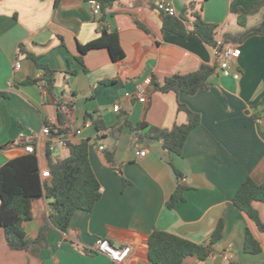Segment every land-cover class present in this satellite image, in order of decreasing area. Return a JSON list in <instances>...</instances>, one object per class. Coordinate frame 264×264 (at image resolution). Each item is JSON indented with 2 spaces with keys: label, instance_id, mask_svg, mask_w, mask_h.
I'll return each mask as SVG.
<instances>
[{
  "label": "crops",
  "instance_id": "0c3cea01",
  "mask_svg": "<svg viewBox=\"0 0 264 264\" xmlns=\"http://www.w3.org/2000/svg\"><path fill=\"white\" fill-rule=\"evenodd\" d=\"M160 2L172 5L177 16L193 4L204 22L216 26V41L243 30L237 24V10L249 12L264 4V0H114L95 17L87 0H0V93L6 94L0 97V146L13 143L0 150V167L25 155L23 143L32 142L42 173L49 170L48 142L55 162L68 156L65 143L89 140L88 159L101 193L91 212H74L65 231L49 224V201L39 199L33 218L23 222L22 229L35 238L46 223V245L37 257L10 250L0 229V264H112L92 252L100 238L114 246L130 245L125 264H152L148 238L153 231L204 244L219 221L222 236L211 256L205 262L187 258L184 264L264 263V234L233 204L247 177L257 184L264 181V120L255 117V107L264 97V35L248 34L236 45L240 56L234 68L240 77L234 80L218 71L214 49L190 32L194 21L190 12L184 36L162 30L166 15L156 9ZM263 14L261 7L249 16L246 29L257 26ZM102 27L117 35L122 59L112 60L105 48L79 52V46L100 36ZM20 48L54 73L51 95L39 85L43 69ZM202 64L215 66L206 89L187 95L155 92L149 85L145 100L136 97L137 86L145 80L188 75ZM57 104L66 115L68 133L50 138L42 128L45 123L58 126ZM179 104L200 116L180 155L168 154L152 138L132 141L125 121L170 130L187 122ZM96 120L106 129L97 130ZM111 127H120L115 137L109 133ZM140 150L146 155H136ZM107 152L112 163L106 160ZM178 184L185 188L183 201L168 208ZM253 207L264 223V203L254 202ZM247 230L262 247L258 255L243 252Z\"/></svg>",
  "mask_w": 264,
  "mask_h": 264
},
{
  "label": "trees",
  "instance_id": "16d2710c",
  "mask_svg": "<svg viewBox=\"0 0 264 264\" xmlns=\"http://www.w3.org/2000/svg\"><path fill=\"white\" fill-rule=\"evenodd\" d=\"M97 1L101 4L103 11L114 0ZM261 7L264 8V4ZM261 7H254L249 12L237 10V24L243 30L236 34H224L221 39V47L237 45L248 34L264 35V14L257 26L246 29L248 17ZM189 12L194 16L190 32L197 35L204 44L214 48L216 46V26L204 22L199 14L194 12L193 4H189L177 17L164 16L162 30L174 37L184 36L188 32L185 23L187 22L186 15ZM97 48L107 49L114 61L123 58V51L120 48L117 35L108 33L103 27L97 39L84 46H79V52L84 54ZM20 52L30 58L38 68L43 69L44 74L41 80L45 83L44 89L51 95L55 82L54 73L40 65L32 54L23 51L22 48H20ZM214 72L215 66L202 64L193 73L167 77L162 82L151 77L150 86L155 92L194 95L199 90L207 88V79ZM4 96H6L5 93H0V97ZM65 107L71 109L72 104H67ZM57 108L58 126L44 124L50 128V138L64 137L68 133V129L64 127L66 123L64 110L60 104H57ZM255 109L257 110L256 119L264 120V97ZM178 110L186 114L187 122L184 125H174L170 130L152 127L145 122L132 126L128 121H125V124L130 128L132 141L140 143L145 138H152L160 142L168 154L180 155L187 136L200 124V116L182 104L178 105ZM85 118L89 119L91 115L86 114ZM94 126L97 130L106 129L103 122L99 120L94 121ZM119 131L120 127L109 129V133L113 137ZM65 144L68 148V156L55 162L50 159V143L48 142L46 145L45 153L48 158L50 175L48 179L44 180L41 177L35 150L34 153H26L21 157L9 160L0 167V229L4 232V238L10 250L26 251L37 257L40 250L46 245L48 229L46 223L39 228L35 238H29L22 229V223L33 218V207L39 199L44 198L49 201V224L59 231L68 229L75 211L91 212L99 200L100 185L88 159L89 140H83L78 144ZM12 145V142H7L0 146V150ZM28 146L34 148V143H23V148ZM106 160L108 163H112V156L109 152L106 153ZM176 177L179 179L180 175L176 173ZM122 182L124 187L127 181L123 179ZM184 190L185 188L178 184L166 206L171 208L175 203L183 201ZM254 202L264 203V181L257 184L247 177L237 189L233 197V204L254 222L258 231L264 234V223L261 221L258 211L253 207ZM222 230L223 222L219 221L204 244H195L167 232L153 231L148 238V260L152 264H184L187 258L205 262L211 256L213 246L220 240ZM243 252L248 255H258L262 252L260 243L248 230L244 235Z\"/></svg>",
  "mask_w": 264,
  "mask_h": 264
},
{
  "label": "built area",
  "instance_id": "2783aa9c",
  "mask_svg": "<svg viewBox=\"0 0 264 264\" xmlns=\"http://www.w3.org/2000/svg\"><path fill=\"white\" fill-rule=\"evenodd\" d=\"M87 4L90 7L91 13L95 17H99L102 12V6L97 0H87ZM156 9L167 16L177 17L176 10L174 7L168 3L160 2L157 4ZM221 41H216V46L213 48L218 56V71L226 77H231L234 80H238L240 77V72L234 68V62L240 56V49L236 45H226L221 47ZM16 68H19V64L16 63ZM44 81L41 80L39 82L40 87L44 89ZM150 85V80L147 79L143 84L137 86L136 97L140 100L146 99L147 87ZM114 111H118L119 105H115L113 107ZM49 126L44 125L42 128V134L48 136L49 135ZM27 153H34V148L32 146H28L24 148ZM100 150H104L103 146H99ZM136 155L143 157L146 155L145 150H140L136 152ZM42 179H48L50 177L49 170H46L41 173ZM1 206V199H0ZM131 251V247L128 244H123L119 246H114L110 243V241L106 238H100L96 241L95 246L92 249L93 253L102 254L111 261L112 264H125L129 254Z\"/></svg>",
  "mask_w": 264,
  "mask_h": 264
},
{
  "label": "rangeland",
  "instance_id": "374dc122",
  "mask_svg": "<svg viewBox=\"0 0 264 264\" xmlns=\"http://www.w3.org/2000/svg\"><path fill=\"white\" fill-rule=\"evenodd\" d=\"M264 264V263H263Z\"/></svg>",
  "mask_w": 264,
  "mask_h": 264
}]
</instances>
